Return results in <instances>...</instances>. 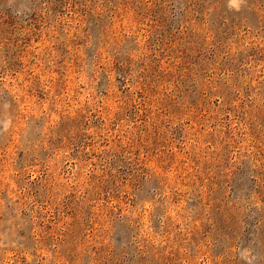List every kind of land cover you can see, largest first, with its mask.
I'll return each instance as SVG.
<instances>
[{"label":"rangeland","instance_id":"obj_1","mask_svg":"<svg viewBox=\"0 0 264 264\" xmlns=\"http://www.w3.org/2000/svg\"><path fill=\"white\" fill-rule=\"evenodd\" d=\"M249 260L264 0H0V264Z\"/></svg>","mask_w":264,"mask_h":264},{"label":"clouds","instance_id":"obj_2","mask_svg":"<svg viewBox=\"0 0 264 264\" xmlns=\"http://www.w3.org/2000/svg\"><path fill=\"white\" fill-rule=\"evenodd\" d=\"M230 5L233 7H239V0H230ZM241 257L244 259H248V252L247 250L241 251ZM249 264H251V260H249Z\"/></svg>","mask_w":264,"mask_h":264}]
</instances>
